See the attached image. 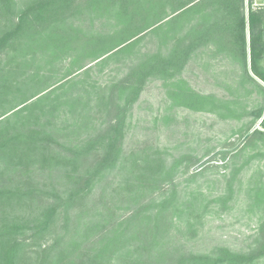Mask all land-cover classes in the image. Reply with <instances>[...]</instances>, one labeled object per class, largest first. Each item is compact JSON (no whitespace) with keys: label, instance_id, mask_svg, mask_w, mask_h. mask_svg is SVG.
Instances as JSON below:
<instances>
[{"label":"trees","instance_id":"16d2710c","mask_svg":"<svg viewBox=\"0 0 264 264\" xmlns=\"http://www.w3.org/2000/svg\"><path fill=\"white\" fill-rule=\"evenodd\" d=\"M162 1L0 0V10H14V25L0 33V50L10 39L27 36L70 57L55 70L49 61L31 79L40 87L36 93L0 114V264H255L264 256V221L247 251L185 248L173 236V213L187 203L177 188L178 161L123 148L129 105L149 75L175 63L173 54L160 60L151 55L147 64L137 62L104 84L88 79L94 66L130 50L158 22L149 24L148 18ZM167 2L173 13L221 9L225 31L234 30L230 46L238 49L248 77L258 82L251 71L264 83V5L247 0L245 15L244 0ZM98 12L112 15L116 28L72 22L77 13ZM63 108L72 115L58 123ZM253 113L260 128L247 141L264 138V107ZM83 131L87 136L76 139ZM116 167L124 176L114 186Z\"/></svg>","mask_w":264,"mask_h":264},{"label":"rangeland","instance_id":"374dc122","mask_svg":"<svg viewBox=\"0 0 264 264\" xmlns=\"http://www.w3.org/2000/svg\"><path fill=\"white\" fill-rule=\"evenodd\" d=\"M27 1L15 0L18 5ZM217 9L173 13L167 0L162 1L148 18L149 24L158 22L130 50L94 66L87 75L104 84L137 62L147 64L151 55L160 60L173 54L175 63L149 75L129 105L123 148L139 157L150 151L169 163L178 161L177 188L187 203L173 213V236L179 235L188 250L203 254L217 248L247 251L264 221V138L245 140L252 128H260L253 112L264 107V85L248 77L238 49L230 46L234 30L225 31L223 11ZM13 20L14 10H0V33L11 29ZM72 22L94 29L117 25L103 12L91 17L77 13ZM64 57L69 56L52 53L42 41L10 39L0 50V114L35 94L40 87L33 76L44 73L49 61L54 70L59 68ZM92 97L95 100L97 93ZM71 115L63 108L58 123ZM86 133L75 138L81 140ZM113 172H119L112 182L116 186L124 173L118 167ZM255 264H264V256Z\"/></svg>","mask_w":264,"mask_h":264},{"label":"crops","instance_id":"0c3cea01","mask_svg":"<svg viewBox=\"0 0 264 264\" xmlns=\"http://www.w3.org/2000/svg\"><path fill=\"white\" fill-rule=\"evenodd\" d=\"M253 6H263L264 5V0H252ZM246 5H247V0H244V14L246 15ZM242 11V8L240 9ZM246 36H247V43H248V31L246 30Z\"/></svg>","mask_w":264,"mask_h":264},{"label":"water","instance_id":"95a60500","mask_svg":"<svg viewBox=\"0 0 264 264\" xmlns=\"http://www.w3.org/2000/svg\"><path fill=\"white\" fill-rule=\"evenodd\" d=\"M250 73V75L253 77V78H255L258 82H260L261 84H263L264 85V83L261 81V80H259L256 76H254L252 73H251V71L249 72ZM259 121H260V119H259ZM255 128V127H254ZM253 130V128L250 130V132Z\"/></svg>","mask_w":264,"mask_h":264}]
</instances>
